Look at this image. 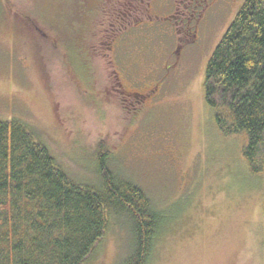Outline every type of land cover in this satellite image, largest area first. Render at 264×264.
<instances>
[{
    "label": "rangeland",
    "instance_id": "374dc122",
    "mask_svg": "<svg viewBox=\"0 0 264 264\" xmlns=\"http://www.w3.org/2000/svg\"><path fill=\"white\" fill-rule=\"evenodd\" d=\"M244 0H0V118L73 177L108 166L166 218L146 264H264V173L204 101L207 61ZM144 94V96H143ZM114 219L89 264H122Z\"/></svg>",
    "mask_w": 264,
    "mask_h": 264
},
{
    "label": "trees",
    "instance_id": "16d2710c",
    "mask_svg": "<svg viewBox=\"0 0 264 264\" xmlns=\"http://www.w3.org/2000/svg\"><path fill=\"white\" fill-rule=\"evenodd\" d=\"M203 88L218 128L244 133L249 170L264 173V0H244L207 61ZM108 156L100 141L96 179L79 180L32 127L0 118V264H89L119 217L132 244L122 264H146L164 211L112 171Z\"/></svg>",
    "mask_w": 264,
    "mask_h": 264
},
{
    "label": "flooded vegetation",
    "instance_id": "af4514ba",
    "mask_svg": "<svg viewBox=\"0 0 264 264\" xmlns=\"http://www.w3.org/2000/svg\"><path fill=\"white\" fill-rule=\"evenodd\" d=\"M143 96H144V94H143Z\"/></svg>",
    "mask_w": 264,
    "mask_h": 264
}]
</instances>
